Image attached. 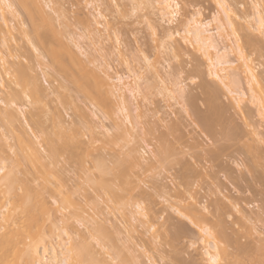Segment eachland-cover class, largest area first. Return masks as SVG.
I'll return each mask as SVG.
<instances>
[{
    "label": "rangeland",
    "instance_id": "1",
    "mask_svg": "<svg viewBox=\"0 0 264 264\" xmlns=\"http://www.w3.org/2000/svg\"><path fill=\"white\" fill-rule=\"evenodd\" d=\"M25 1L27 2V0ZM38 1L41 3L40 6H43L42 9L44 8L48 12V16H53L51 18L52 25L57 29L55 31L64 33L63 39L71 51L85 62L91 69L90 71L93 70L92 72L98 74L96 82H93L94 79L91 80L92 77L90 80L93 82L92 85L97 84L96 86L99 87H93L90 84L95 88V91L93 92L92 88L93 95L89 91L85 94L77 84L65 81L62 73L59 74L60 76L57 75L59 71L52 68L50 61H46L48 58L45 57L46 60L43 59L44 57L42 58L45 54L43 48L38 47L41 54L43 53L41 57L33 50L34 48L19 28L22 27L21 29L32 32L30 16L32 11L35 17L39 15L34 11H37L36 8L33 7L31 10L29 5L31 12L29 15V10L26 8L23 10L22 6L21 8L14 6L10 9L0 2V26L2 29L0 33V76L4 79V68L11 69V76H14L17 74L15 73L17 70L20 71L16 68L14 72V68L24 65L25 67L21 66L26 70L25 72L21 70L24 72L23 75L25 74L22 80L28 73L27 79L38 80L39 85L47 92L45 96H39V101L35 102L38 99L37 97L33 98L35 96L32 95L29 82L27 83L29 88L24 85L26 79L24 83L22 82L23 84H20L19 81L16 85L12 82L15 81L14 77L12 80L11 76H6L5 88L0 86L1 99L4 98L5 93L9 98V95L16 94V91H18L17 93L24 92L21 93L23 96L21 101L16 99L19 103L13 101L16 95L12 96L13 99L10 97L11 102L13 101L15 105L9 106L15 111L20 108L25 115L17 114L19 118L16 116L12 119H18V121L14 122L12 119H9L12 122H8V119L1 118L3 121L0 119V171L5 168L4 172L0 173V179L6 174L8 176L10 174L8 178L11 179L6 180L8 182L12 179L16 180H14L15 183L13 181L14 184L9 182L10 184L3 185V187L7 184H9L8 187L11 185L10 189L14 188L15 190L12 191L13 193L5 195L3 192L6 188L0 189V241L4 239L3 235L8 232V226L11 228L13 225L14 227L11 229L23 231L27 227L28 219L34 218L35 215L36 219L32 227L34 233L41 238L40 246H46L47 250L63 245H66V248H72V252L65 253L66 257H70L69 263L72 262L71 257L75 255L73 250L86 249L87 259H91L90 263L93 259L96 261L95 264H209V259L203 255L205 245L201 238L204 235L201 234L199 224L203 226H200L201 228H204L207 226L205 222L210 223V221L204 220L203 225L201 219L196 227L191 221H187L185 216H180L177 210L183 214L184 211L187 212L188 205H192L197 208L196 213L201 211L205 216L209 214L208 216L213 219H211L212 222H218V218H214L215 215H218L217 211L215 212L216 203L218 202L219 205L223 201L228 206V209L225 210L227 215L224 217L227 224L231 223L226 225L228 228H232L235 232L239 231L241 234L245 233L244 235L247 232L252 233L251 239L254 241L256 239L257 241L264 240V232H261V228L264 229V213L262 223L253 224L248 221L243 223L241 220L239 222L237 220L240 219V216L235 213V210L225 199L242 196L248 200H239L237 203L246 207L248 212L252 211L249 205L254 206L253 210L255 211L264 212V180H262L264 178H261V175L264 177V140L262 142L261 138L259 139L255 135L257 131V133H261V131L264 133V117L262 113L258 112V102L256 104L248 102L252 95L250 91L252 88L248 85L244 68H241L242 71L238 69L239 73L236 72L240 75L241 83L239 86H235V91L246 95L245 103L239 108L234 101L237 94L230 95L226 87H223L224 85L211 76L213 70L210 71V65L212 62L208 61V57L206 58L204 54L205 51L199 49L185 28V24L191 19L203 24H210L208 29L212 30L219 41L220 54L226 55L227 59H225L231 62L227 68L241 67L240 64L244 61L238 62L237 54L238 51H243L244 57H248V63L254 68L255 74L264 86V36L261 35V30H258L257 18L259 17L257 15L258 8H256V5L260 4L259 11L264 18V0H177L180 11L174 24H168V19L166 18V21L162 17L163 13L159 9L161 6L158 4L161 1L159 0ZM48 1L51 4L50 2L46 3ZM221 3L228 10L234 23L233 29L237 31V34H233L231 29L226 27L227 17L222 10ZM26 10L28 12H25ZM255 12L256 14H254ZM40 20L38 19L39 25L43 24V19L42 22ZM44 22L47 21L44 19ZM223 23H226L225 26ZM46 25L44 23L41 29L48 26ZM16 26L17 28H13ZM220 27L222 30L219 32L225 38H220L217 34V29ZM9 28L13 29L10 30L12 33L8 32ZM47 28L49 29V26ZM47 28L46 30L43 28V30L50 33L48 36L46 32V36L51 37L52 32ZM245 36H250L256 44L259 43L256 48L245 44ZM53 37L52 35L49 39ZM169 37L175 38L168 39ZM165 40L168 41L171 51H161L160 45ZM145 57L150 62L146 61ZM46 62L47 64H45ZM45 65H49L50 68H46ZM194 69L197 70L194 71ZM181 72L184 73V98L180 92L176 93L174 88L175 78ZM20 76L22 75L20 74ZM192 79H196L197 82L191 83ZM59 81L60 83L63 81V84H66L68 88H59ZM133 84L139 87V90L142 88V90H138L142 91L141 94H137V91L132 92L137 88H133ZM217 86L220 87L218 95L220 94L221 105L219 104V106L224 105L223 111L227 113L222 117L223 123L225 119H229L230 125L233 123V127L236 125L238 128L236 130L235 127L236 132H242L241 135L244 133V137L238 136L240 139L242 138L239 142L243 147L240 149H244L245 145L247 147L259 145L257 148H259L260 154H256L261 155L262 159L258 165L256 164L257 166H252L254 163L252 164L251 157V160L247 159V154L244 155L245 153L238 149L239 143V147L236 146L238 149L236 151L239 153L235 151L231 154L235 148H230L233 151L225 149L229 152L226 151V155L222 154L219 161L221 164L218 162L219 166L222 165L221 167L215 163L218 174L212 178L210 168L213 163L210 165L211 162H206L208 161L206 151L215 148L217 150V147L224 146L219 144L222 141L221 136L216 134L221 133L222 129L220 130V128L222 127H217V130L220 131L216 133V130L214 131V135L218 137L216 138V136L212 137V134L211 136L201 131L196 124L200 126L199 118L206 115L204 104H206V99L208 101L210 99L207 98L208 95L210 97L209 91L214 90V87L218 91ZM202 88L209 89L208 92L205 90L207 95H204ZM109 89L113 93H107ZM1 90H4L5 93L3 94L4 91L1 92ZM11 90L15 93L12 94ZM96 91H100V97L95 94ZM94 95L101 100H96ZM65 99H69V103ZM65 101L67 104L64 103ZM7 106L0 103L2 109L11 108ZM246 106L252 112V120L244 118L242 109L246 110ZM225 109H228L229 112H226ZM53 119L59 121V124L56 125L57 122ZM79 124L81 128L77 127ZM172 124H176V129L179 131L175 130L176 137H168L167 140L170 141L169 143L172 145V149H175L176 154L173 153L174 155L165 164L158 163L156 159L152 161L151 156L159 146V138L163 139L165 134H169ZM60 126L64 128V131L77 130L78 128L79 131L81 129L79 134L77 131L76 144H74L75 146L78 143L79 148L73 147L75 157L60 155L59 160H55L58 163L57 166L53 164L52 167L49 165V158H47V150L50 148L47 137L50 133L55 135L59 132L55 133L57 129H62ZM148 128L154 129L152 136L148 135ZM40 129L43 130L40 131ZM231 129L233 130V128ZM46 130L47 133L50 132L49 135L45 134ZM252 132H255L254 135ZM55 136L57 137V135ZM175 138L182 139L183 142L179 139L178 141L183 144ZM58 143L62 144L63 142L58 141ZM86 148L87 150H85ZM84 151L88 153L84 154ZM144 152H146L145 155ZM139 153L142 155L141 165H138L133 158L136 155L140 156ZM96 161H101V164ZM120 161L126 162L123 164V166L126 165L123 167L125 169L118 170ZM47 164L53 170H46L48 169V167L45 168ZM95 164L102 165L104 174L96 168L98 166L95 167ZM215 165L213 164L214 168ZM54 166L58 172L54 171ZM120 166L122 167V165ZM182 168H185L184 171L186 170L189 174L192 172L190 176L196 174L194 175L196 179L194 177L191 180L194 181V187L189 191L190 193L185 191L186 194H183V188H178L182 182L178 179L180 178L178 175L186 173L182 171ZM250 168L253 170L256 168V172L252 173ZM44 170H46L45 173L51 172L54 176L48 174L52 177L50 178L43 173L45 177H41L43 174L40 171L44 172ZM229 175L230 178L226 179V176ZM46 176L49 177H47L49 179L47 182L50 181V183H46L44 180ZM239 176L245 180L239 178L242 181H238L236 178ZM259 178H261L260 181ZM56 182L60 186H56ZM25 183L30 184L31 188L36 186L37 189L41 188L42 190L48 187L42 195H30L31 203L29 204L32 206L33 216H29L23 208L24 199H26L24 198ZM43 185L44 188H42ZM177 188L181 189L180 193ZM176 192L183 195L178 198L179 194ZM175 194L178 197H175ZM139 203H142V207L145 208L143 212L137 207H140ZM204 208L207 210L205 211ZM192 210L195 211L194 208ZM145 214L148 216L144 218ZM193 214L195 213L193 212ZM193 214L191 220H193ZM9 218L10 220H8ZM214 222L210 224H214ZM175 223L178 228H183L181 231L184 235L177 231L180 229L175 228L177 230H174L172 225H176ZM214 225H210V227L208 225V227L211 228ZM231 232L229 230V233ZM257 241L256 245H258ZM253 243L255 244V242ZM261 245L259 244L258 247ZM110 256L115 259V262L110 259ZM244 258H241L243 261L238 262L234 260L235 258H231L230 262L232 264H242L240 262L248 264L251 259L253 263L258 261L255 262L256 257ZM88 260L87 262H89ZM221 260H223L222 257L219 262H222ZM230 262L229 264H231ZM225 263L223 260L222 264ZM261 264H264V261Z\"/></svg>",
    "mask_w": 264,
    "mask_h": 264
},
{
    "label": "bare ground",
    "instance_id": "2",
    "mask_svg": "<svg viewBox=\"0 0 264 264\" xmlns=\"http://www.w3.org/2000/svg\"><path fill=\"white\" fill-rule=\"evenodd\" d=\"M13 2H10L9 0H1L0 2L3 4L4 3V5L7 7V8H10V9H12L14 6H20V8H21V6H22V8L24 7V9L23 10H25V8L26 9H28L29 10V5H30V9L31 10H33V7L34 8H36L37 9V11L36 10H34L36 13H38V14H36V15H38L37 17H35L34 16V12L32 11V14H31V16H30V18H31V20H32V25L31 26H33V30H32V32H29V30H24V29H21V28H19L22 32H23V35H24V37H26L27 39H28V42L31 44V46L34 48H32L33 50H35V52L36 53H39L40 54V57H41V55H43V53L41 54V52H40V50H39V48L38 47H40L41 49L43 48V50H44V52H45V54H44V56H42V58L44 59V60H46L45 59V57H47L48 58V60H46V61H50L51 62V66H52V68L54 69H57L56 70V73H57V75L58 76H60L59 74H61V75H64V80L66 81H70V82H73L74 84H77L78 86H79V89L82 91V92H84L85 94H86V92H91V95H93V92L95 91L94 89L95 88H93V87H95L97 84H94V85H92L91 83H93V82H96L97 80V78H98V74L96 75L94 72H92V71H90L91 69H89V67H87V65L85 64V62H83V60H81L80 59V57H78V56H76L72 51H71V49H70V47H69V45L66 43V41H64V37H63V32H61V31H55V30H57V29H55L54 28V26L52 25V18L51 17H53V16H51L50 17V15L48 16V12L47 11H45L44 10V8L42 9V5L40 6V2L38 1V0H27V2L25 1V0H12ZM159 1H161V2H158V4L161 6V7H159V9H160V11L163 13V16L162 17H164V19H168V21H167V19H166V21H167V23L168 24H174V21L176 20V18H177V16H178V14H179V9H178V11H177V9H176V5H179V2L177 1V0H159ZM31 2H32V4H31ZM49 2L50 1H48V2H46V3H48L49 4ZM220 2V1H219ZM218 2V3H219ZM222 2V1H221ZM0 3V4H1ZM16 4V5H14V4ZM226 3V2H225ZM50 4H51V2H50ZM222 4V3H221ZM33 5V6H32ZM219 5H220V3H219ZM223 5V4H222ZM46 6H47V4H46ZM50 6V5H49ZM225 6V5H224ZM48 7V6H47ZM260 4H257L256 5V8H258V10H257V15H258V17L259 18H257V20H258V30H261V26L262 25H264V18L262 17V13H261V11H259L260 10ZM50 9V8H49ZM53 9V8H52ZM222 10H224V12L226 13V27H229L230 29H231V31H232V33L233 34H237V31H235V29H233V26H234V23L232 22V20H231V17H230V15H229V13H228V10H226V7H222ZM53 11H54V9H53ZM25 12H28L27 10L25 11ZM46 12V13H45ZM173 12H176V15H175V18H173V15H172V13ZM30 10H29V15H30ZM56 13H58V12H56ZM47 14V15H46ZM50 14V13H49ZM254 14H256V12L254 13ZM28 15V16H29ZM67 15V14H66ZM65 15V16H66ZM51 18V20H50V18ZM38 19H41L40 21L42 22V19H43V24H41V25H39V22H38ZM44 19H45V21H47L48 22V24H47V22H44ZM54 19V18H53ZM57 19V18H56ZM6 21V20H5ZM30 21V20H29ZM225 21V20H224ZM38 22V23H37ZM44 23H45V25L47 24L48 26H49V29L47 28V27H43V28H45V30H46V28H47V30L48 31H50V32H52V35L54 36L52 39H49V38H51L52 37V35H51V37H48L49 35H50V33H48L47 31H45V30H43V28L41 29V26H44ZM225 24L223 23V25L225 26ZM256 24V25H257ZM25 26V25H24ZM185 28H186V32H187V34L188 35H190V36H192L193 37V39H194V42H196V44H197V46H199V49L201 50V51H205V57L207 58L208 57V61L211 63V65H210V68H211V70L210 71H212L211 73V76L212 77H214L216 80H218L222 85H224L223 87H226V89H227V91L229 92V94L230 95H235V94H237V98H234V101H236V106H238L239 108H240V106L243 104V103H245V97H246V95L244 94V93H237V91H235V89H236V87L235 86H239V83H241V78L239 79V76L240 75H238V73H239V70L238 69H240V71H242L241 70V68H244V75H245V77H246V79L248 80V85L252 88V90H250L251 92H252V95L249 97L250 98V100L248 101V102H250V103H253V104H256V102H258V107L260 108V110H259V108H258V112L259 113H264V86H263V84H262V82L259 80V78H258V76L255 74V70H254V68L248 63V57H244L243 59L241 58V53H243V55H244V52L243 51H238V54H237V56H238V62H241V61H244L242 64H240V68L239 67H236V68H232V67H228L227 68V66H230L231 65V62H228L226 59V57L224 56V55H221L220 53H221V51L219 50V41H218V39L216 38V36L212 33V30H209L208 29V27H210V24H203L202 22H200V21H196V20H189V22H187V24H185ZM224 26H221V27H224ZM218 28L217 29V34H218V36L220 37V38H225V36L222 34V33H220L219 31L220 30H222V28ZM13 28H17V26L16 27H13ZM257 28V27H256ZM10 30H13V29H11V28H9V30H8V32H11ZM14 30H17V29H14ZM44 31V33H42V31ZM31 31V30H30ZM2 32V29H1V26H0V33ZM48 34H47V33ZM60 32V33H59ZM12 33V32H11ZM54 33V34H53ZM46 34L48 35V36H46ZM56 40V42H54L55 40ZM254 40V39H253ZM252 40V37H246L245 36V40H244V42H245V44L246 45H248V46H250V47H253L254 46V48H256V46H257V44H259V43H255V40L253 41ZM52 41V42H51ZM57 45V47H55L56 45ZM51 44H53L52 46H54L53 48L51 47ZM51 47V48H50ZM213 51V52H212ZM226 58V59H225ZM49 62V63H50ZM215 62V63H214ZM45 64H47V62L45 63ZM50 65V64H49ZM49 65H45L46 66V68H50V67H48ZM86 65V66H85ZM21 66H23V67H25L24 65H20V66H18V67H13L14 68V72H15V69L16 68H18V69H20V71L19 70H17V72H15V73H17L16 75H14V76H11V69H9V68H4V70H3V73L5 74V76H4V79L2 78V76H0V86L2 85V87H4L5 88V84H4V82H5V77L7 76H11L12 78L14 77L15 78V81H12V80H14V78L11 80L14 84H16V85H18V82L20 81V84L23 82L24 83V80H25V82L26 83H24V85L26 86V87H28L27 85V83L29 82V84H30V86H31V88H32V95H34L35 97H33L34 99L37 97V99L38 98H40L41 96H45L46 94H47V92H46V89L45 88H43L41 85H39V83L36 81V79H32V78H30L31 79V81L29 80V78L27 79V77L29 76V74L28 73H26V76H25V79L24 80H22L23 79V77H24V75H23V73L26 71L24 68H22ZM213 68H212V67ZM20 67V68H19ZM88 69H87V68ZM24 69V70H23ZM24 71V72H22V71ZM27 70H28V68H27ZM197 70V69H196ZM195 69H194V71H196ZM238 70V71H237ZM19 71V72H18ZM236 72H238V73H236ZM196 73V72H195ZM20 74L22 75V76H20ZM55 74V73H54ZM197 74V73H196ZM57 76V77H58ZM20 77H22L21 78V80H20ZM31 77V76H30ZM62 77V76H61ZM90 77H92L91 78V80H93V82H91V80H90ZM63 78V77H62ZM96 80V81H95ZM101 80V79H100ZM99 82V81H98ZM135 82V81H134ZM22 83V84H23ZM59 83H60V81H59ZM58 83V85H59V88H61V89H66V88H68L67 86H66V84H63V81H62V83H60L59 84ZM19 84V85H20ZM93 86H91V85ZM135 84H136V82H135ZM138 84V83H137ZM136 84V85H137ZM238 84V85H237ZM134 85V84H133ZM102 86V85H101ZM137 86H139L140 87V85L138 84ZM137 86H133V88H136ZM233 86V87H232ZM91 87V88H90ZM96 87H99V86H96ZM139 87H137L136 88V90L135 89H133L132 88V86H131V88L133 89L132 90V92L133 93H135V91H137L136 93L138 94V93H140L141 94V92H139L140 90H142V88H140V90L138 89ZM218 87V86H217ZM235 87V88H234ZM29 88V87H28ZM92 88H93V92H92ZM102 88V87H101ZM111 88H112V86H111ZM219 88L220 87H218V91L217 90H215V87H214V90L212 89V90H210L209 91V89H205L206 91L208 90L209 91V93H210V97H209V95H208V97L207 98H210L209 99V101H208V99H206V104H204L205 105V107H206V110H205V118L204 117H201V119L199 118V123H200V126H199V124H196L200 129H201V131H203L204 133H208L209 135H211L212 137H214V136H216V135H214V131H215V133L217 132V131H220L221 129H222V131H220L221 133H216L217 135L219 134L220 136H221V143H219L220 145L222 144V145H224L223 147L222 146H220V147H217V150H216V148L214 149V150H208V151H206V156L208 157V161H206L207 163H210V165L213 163L214 165H215V163L217 164L219 161H220V158H221V156H222V154H225L226 153V151H228L230 148H235L234 149V151H233V149H230V150H232L230 153L231 154H233V153H235V151L236 150H238V149H240L241 147H243L242 146V144L240 143L241 141L240 140H242V138L240 139V137L242 136V137H244V133H243V135H241V133L242 132H240V131H235V127H236V125H235V127H233L234 126V124L231 126L230 125V122L227 120V119H225V122L223 123V116H224V114H227V113H225L224 111H223V109L225 108L224 107V105H222V107L221 106H219V104L221 103V102H219L220 100V94L218 95V92H219ZM97 90H99L98 88H96ZM31 90V89H30ZM110 90V91H109ZM109 90H107V93H113V91L111 90V89H109ZM139 90V91H138ZM201 90H203V93H204V95L206 94L207 95V92H205V90H204V88H202ZM4 90H1V92H3ZM48 91V90H47ZM10 92H12V94H14L15 93V91H13V90H11ZM18 91H16V94H14V95H12L13 97L16 95H18V94H20V95H18L17 97L15 96L14 98V100L13 101H15V103H19V102H17L16 101V99L18 98V99H20V101H21V98L23 97V96H21V93L23 94L24 92H20V93H17ZM97 92V91H96ZM100 92V91H99ZM99 92H97V93H95V94H98L99 96L98 97H100V94H99ZM5 93V91L3 92V94ZM208 93V94H209ZM220 93V92H219ZM10 94V93H9ZM90 94V93H89ZM88 94V95H89ZM180 94H181V96L184 98L185 97V95H184V90H183V92H180ZM10 97H12L11 95H9ZM40 96V97H39ZM67 96V95H66ZM95 97H96V100H101L100 98H98L97 99V96L96 95H94ZM10 97L8 98V95L6 96V93H5V96H4V98L2 97V99L0 98V103L1 104H5V105H15V103L12 101L11 102V100L13 99V97H12V99L10 100ZM29 97V96H28ZM27 97V98H28ZM181 97V98H182ZM64 98H66V97H64ZM67 98H69V97H67ZM66 98V99H67ZM206 98V97H205ZM9 99V100H8ZM65 99V100H66ZM10 101V102H9ZM19 101V100H18ZM37 101H39V99L38 100H35V102H37ZM64 101V100H63ZM68 103H69V99L68 100H66ZM64 102V103H66L67 104V102ZM207 101H208V103H207ZM219 102V103H218ZM10 103V104H9ZM100 103V102H99ZM246 104H249V103H246ZM196 105V104H195ZM221 105V104H220ZM7 106V107H8ZM24 106V105H23ZM248 106V105H247ZM246 106V110L244 109H242V113H243V115H244V118L246 119V120H252L253 118H252V116H251V113L252 112H250L251 110L249 109V107H247ZM9 107H11V106H9ZM198 107V106H197ZM221 107V108H220ZM224 107V108H223ZM227 107V106H226ZM228 108V107H227ZM228 109H230V108H228ZM228 109L226 110V112L228 111ZM21 109L19 108V110H17V111H15L12 107L11 108H0V119L1 118H3V119H8V122H14L15 120L16 121H18V119H15V120H13L14 118H16V116H18V118H19V115L21 114V115H23V116H25L24 115V112L21 110ZM198 112V111H197ZM200 112V111H199ZM207 112V113H206ZM229 112V111H228ZM20 113V114H19ZM17 114H19V115H17ZM207 116V117H206ZM227 116V115H226ZM58 117V116H57ZM141 117V116H140ZM263 117H264V115H263ZM13 118V119H12ZM252 118V119H251ZM9 119H12V121H10ZM59 119V118H58ZM129 119V118H128ZM1 121H3L2 119H1ZM53 121H56L57 122V120L55 119H53ZM56 122H54V123H56ZM28 124V123H27ZM38 124H42V123H38ZM57 124H59V121L56 123V125ZM44 125V124H43ZM173 125V124H172ZM175 126V127H174ZM179 126V125H178ZM178 126H177V128H178ZM231 126V127H230ZM41 127H43V126H41ZM58 127H59V125H58ZM57 127V128H58ZM62 129H63V131H62V129L60 130H56L55 131V133L57 132V131H59V132H57L55 135H57V137L54 135V133L52 134V133H50V132H48L47 133V130L45 131V134H48L49 135V133H50V135L47 137V139H48V141H47V139H46V141L48 142V145H49V150H47L48 151V153H47V158H49V160H50V166H52L53 164L54 165H56V164H58V163H56L55 162V160L56 159H58V158H60V155L62 156L63 154H65V155H68V156H74L75 154H74V151H73V147H75V148H79V145H78V143H77V145H75L74 146V144H76V136L79 134V132H81V129L78 131V129L76 130H74V129H72V130H74V131H72V130H66V131H64V128L62 127V126H60ZM76 127V126H75ZM77 127H80L81 128V126H80V124H79V126L77 125ZM180 127V126H179ZM217 127H222V128H220V130H217ZM44 128V127H43ZM231 128H233V130L231 129ZM237 128V127H236ZM47 129V128H46ZM68 129V128H67ZM149 129V130H148ZM147 129V131H148V135L150 136H152V134H153V131H154V129L153 128H148ZM168 129V128H167ZM43 130V129H42ZM41 129H40V131H42ZM169 130H170V132H169V134L167 133V134H165L166 136H164L163 137V139L161 138H159V140L158 141H160V143H159V146H158V148H157V150H156V152H153V154H152V156H151V160L153 161V159H156L157 160V162L158 163H160V164H165L167 161H168V159L171 157V156H173L174 154L173 153H175L176 154V152H175V149H172V145L169 143L170 141H168L167 139H169L168 137H174L175 135V133H176V131L178 132L179 130L178 129H176V124L175 125H173L171 128H169ZM173 130V131H172ZM176 130V131H175ZM223 130H224V132H223ZM236 130H238V128L236 129ZM77 131H78V134H77ZM172 131V132H171ZM229 131V132H228ZM174 132V133H173ZM255 132H256V130H255ZM255 132H252V134L253 133H255ZM258 132V131H257ZM255 133V135L260 139L261 138V140H262V142H263V140H264V133L261 131V133L259 132V133ZM24 133V132H23ZM44 133V132H43ZM238 133H240V134H238ZM22 134V133H21ZM25 134V133H24ZM171 134V136H168V135H170ZM54 135V136H53ZM147 135V134H146ZM254 135V134H253ZM50 136H52V137H55V138H52V137H50ZM238 136H240V137H238ZM162 137V136H161ZM167 137V138H166ZM176 137V136H175ZM56 138H58L56 141L54 140V139H56ZM216 138H218L217 136H216ZM216 138H213V139H216ZM220 138V137H219ZM239 138V139H238ZM176 139V138H175ZM178 139L180 140V141H182V139H180V138H177L176 140L178 141ZM21 141V140H20ZM58 141H62L63 143L62 144H60V143H58ZM180 141H178L179 143H181ZM240 141V142H239ZM70 142H72V143H70ZM183 142V141H182ZM219 142H220V139H219ZM224 142H226L227 144L225 145V143ZM259 142H261V141H259ZM239 143H240V147H239ZM181 144H183V143H181ZM219 144H217V145H219ZM229 146V147H228ZM236 146H238L239 148L237 149L236 148ZM246 146V145H245ZM244 146V149H240L241 150V152L243 151V153H245L244 155H246V157H247V159H249V160H251L252 159V164L254 163V165H252V166H255L256 164L258 165L259 164V162H260V160L262 159V158H260V156L259 155H257L258 153L260 154V152H259V148H257L259 145H257L256 147L255 146H250V147H245ZM175 147V146H174ZM216 147V146H215ZM226 147H228V148H226ZM246 148H248V149H246ZM225 149H228V150H226L225 151ZM85 150H87V148L85 149ZM229 150V151H230ZM244 150H246V152H244ZM174 151V152H173ZM225 151V152H224ZM228 151V152H229ZM224 152V153H223ZM236 152H238V151H236ZM88 152L86 151V153H85V151H84V154H87ZM145 153L146 152H144L143 154L145 155ZM230 153H227L228 155L230 154ZM239 153V152H238ZM257 153V154H256ZM140 154V153H139ZM59 157H58V156ZM226 155V154H225ZM249 155V156H248ZM259 156V157H258ZM57 157V158H56ZM75 157V156H74ZM141 157H142V155L140 154V156H138V155H136V156H134L133 158H134V160L138 163V165H141ZM249 157V158H248ZM250 157H251V159H250ZM46 157H45V161H46V159H47ZM52 158V159H51ZM54 161L53 163H51L52 161ZM59 160V159H58ZM57 160V161H58ZM207 160V159H206ZM258 160V161H257ZM48 161V160H47ZM98 161V160H97ZM96 161V162H97ZM222 161V160H221ZM118 162V161H117ZM121 163H119L120 165H122V167L117 163V168H118V170H122V169H125V168H123V167H125V166H123V164H126V162H124V161H120ZM97 163H100L101 164V161L100 162H97ZM130 163V162H129ZM220 164H221V162H219ZM219 163H218V166H219ZM47 164V166L45 165V168H47L48 167V169H46V170H49V169H51L50 168V166ZM213 164L211 165L212 166V168H210V174H211V177L212 178H214L215 177V175H217L218 174V171H217V165H215V168H214V166H213ZM256 165V166H257ZM57 166V165H56ZM56 166H54L55 168H54V171L56 170ZM96 166H98V167H96ZM128 166V165H127ZM222 165H220L219 167H221ZM43 167V169H45L44 168V166H42ZM53 167V166H52ZM95 167L102 173V174H104V170H103V168H102V165H97V164H95ZM185 167V166H184ZM128 168V167H127ZM187 168V167H186ZM253 168V167H252ZM5 169V168H4ZM4 169H1V171H0V173H2V172H4ZM42 169V170H43ZM183 169V168H182ZM185 169V168H184ZM184 169L182 170V171H184ZM213 169L215 170L216 169V171H213ZM220 169H222V168H220ZM220 169H218L219 171H222V170H220ZM46 170H44V172L43 171H40L41 172V174H43V173H45L46 172ZM51 170H53V168L51 169ZM188 170H190V169H188ZM50 171V170H49ZM49 171H47V172H49ZM57 171V170H56ZM181 171V172H182ZM250 171L252 172V173H255L256 172V168H254V170L253 169H251L250 168ZM254 171V172H253ZM39 172V173H40ZM53 172V171H52ZM58 172V171H57ZM122 172V171H121ZM184 172H186V170L184 171ZM190 172V171H189ZM215 172H217V173H215ZM56 173V172H55ZM191 173L192 172H190V174L189 173H184V174H179L178 176H180V178H178V179H180V181H182V182H180L179 184V186H178V188H183L182 189V192H183V190H184V193L183 194H186L185 193V191L186 192H188V193H190L189 191L190 190H192V188L194 187V184H193V182L191 181L192 179H194V175H196L194 172V174H192L193 176H190L191 175ZM48 174H51V172H49ZM47 173H45V175H48ZM45 175L43 174L41 177H45ZM56 175H58V174H56ZM55 175V176H56ZM263 175H264V173H263ZM9 176H10V174H9ZM8 174H6L4 177H1L2 179H0V189L1 188H6V189H4V191L5 192H3L5 195H7V194H10L13 190H14V188H13V190L12 189H10L12 186L10 185L9 187H8V185L10 184V183H13V181L15 180V179H12L11 181H7V180H10L8 177ZM48 176H50V175H48ZM48 176H46V178H44V180H46V183H50V181H48L47 182V179L49 178ZM51 176L53 177L54 175L53 174H51ZM50 176V178H52ZM48 177V178H47ZM198 177V176H197ZM5 180H4V179ZM56 178H57V176H56ZM59 178V177H58ZM177 178V177H176ZM230 178V175L227 177L226 176V179H229ZM242 179L243 181L245 180V179H243V177L241 176H239L238 178H236L238 181H242V180H240V179ZM261 178H264L262 175H261ZM261 178H259V181H260V179ZM7 179V180H6ZM195 179H196V177H195ZM232 179H234L233 177H232ZM236 179H235V181H236ZM49 180V179H48ZM54 180L56 181V179H55V177H54ZM60 180V178L58 179V181ZM262 180H264V179H262ZM262 180H261V182H262ZM7 181V182H6ZM16 181V180H15ZM15 181H14V183H15ZM25 181V180H24ZM55 181H54V184H55ZM2 182H5V183H3L2 184ZM22 182H23V180H22ZM53 182V181H52ZM261 182H259V183H261ZM264 182V181H263ZM6 183H9V184H7L6 186H4L3 187V185H5ZM13 183V184H14ZM60 183V182H59ZM242 183V182H241ZM240 183V184H241ZM26 184V183H25ZM53 184V183H52ZM61 184V183H60ZM56 186H60L59 184L57 185V182H56ZM45 186L43 185L42 186V188H44ZM61 187H62V185H61ZM60 187V188H61ZM35 188H36V186H35ZM35 188H31V185L30 184H26V186H25V188H24V198H26V199H24V204H23V208H24V210L27 212V214L30 216V215H32L33 216V214H32V206L29 204V203H31V201L29 200V198L31 197L30 195H32V194H35V196H36V194H41L42 195V193H43V191L46 189L47 190V188L48 187H46V188H44L42 191L40 190V189H35ZM177 188V189H178ZM18 189H19V187H18ZM20 189H21V186H20ZM57 189H58V187H57ZM2 190V189H1ZM22 190V189H21ZM20 190V191H21ZM40 190V191H39ZM181 190V189H180ZM179 189H178V192L180 191ZM15 191V190H14ZM19 191V190H18ZM17 191V192H18ZM59 191H60V189H59ZM22 192V191H21ZM40 192V193H39ZM45 192V191H44ZM178 192H176V194L178 193ZM181 192V191H180ZM179 192V193H180ZM13 193V192H12ZM178 193V194H179ZM17 194V193H16ZM22 194H23V192H22ZM175 194V197H178L177 195ZM182 193L181 194H179V197L178 198H180L181 197V195H183ZM4 195V196H5ZM21 195V194H20ZM37 195V196H38ZM23 199V198H22ZM226 199V201L228 202V203H230V207L233 209V210H235V213L238 215V216H240V219H238L237 221H239L240 222V220L241 221H243V223H247V221H248V223H251V222H253V224H258V223H262L263 222V213L264 212H262V211H255V210H253V207L254 206H252V205H249V208H251L252 209V211H250V212H248V210H247V208L246 207H244L243 205H239L237 202L239 201V200H241V201H246V200H248L247 198H245V197H242V196H236V197H233V198H231V199H229V198H225ZM220 202H222V201H220ZM218 203V202H217ZM216 203V208H215V212L218 214L217 216L215 215L214 216V218L216 217V219L218 220V222L217 221H215V222H217L216 224H215V222H214V224H210V223H213L212 222V217H209L208 215L207 216H205V215H203L202 213H201V211H199L198 213H196V210H197V208L194 206H189L188 205V208L189 207H191V208H187V212H185L184 211V213L183 214H186V215H183L179 210H177L178 211V213L180 214V216L182 215V217L183 216H185L184 217V219H186L187 221L189 220V221H191L192 223H193V225H195L196 226V224L198 223H200V220L202 219L203 220V225H204V222L205 221H210V223L208 224L207 222H205V225H207L206 227L204 226V228H201L200 226H202V225H200L199 224V228H200V230H201V234H203L204 236H202V242H203V244L205 245L204 246V257L206 256L208 259H209V264H219V263H221L222 264V262H223V260H224V263L226 262L227 264H229V262H230V260H231V258H235L234 260L235 261H243V260H241V258L243 259L244 257L246 258H248V259H251L250 257H256L257 259H255V262H256V260H258L256 263H260L261 264V262L262 261H264V259L262 260V261H260L262 258H264V244H262L261 245V243H264V240L263 239H261V240H258L257 241V239H256V241L258 242V245H256L257 243H256V241H254V239L252 240L251 238H252V233H250L249 234V232H247L248 233V235H247V233H246V235H244L245 233H240L239 231L238 232H235V230H233L232 228H228L226 225H230L231 223L229 222V224H227L228 222L225 220V218L224 217H226L225 215H227V213H225L226 211L225 210H227L228 209V206H227V204H226V202L224 203V201L221 203V204H217ZM33 204V203H32ZM215 204V203H214ZM139 205H140V207L139 206H137L138 208H139V210L141 211L142 210V212L145 210V208H143L142 207V203L140 204L139 203ZM34 206V205H33ZM213 206V205H212ZM186 207H187V205H186ZM215 207V206H214ZM227 207V208H226ZM20 208V207H19ZM185 208V207H184ZM194 208V210L195 211H193L192 209ZM226 208V209H225ZM183 210V209H182ZM185 210H186V208H185ZM204 210L206 211L207 209L206 208H204ZM188 211H190V212H188ZM195 213V214H193V212ZM192 212V213H191ZM224 212V213H223ZM189 213L191 214V216L189 217ZM224 214V216H223V214ZM192 214L194 215L193 216V220H191V218H192ZM204 214H206V213H204ZM143 215V214H142ZM188 215V216H187ZM146 216H148V214H145L144 215V218L146 217ZM222 217H223V219H222ZM229 217H231V216H229ZM30 218H31V220H30ZM28 220H29V222H28V224H27V227H25V229H23V231H19V230H15L14 228L13 229H11L12 227H14L13 225H12V227L11 228H9V226H8V232H6L4 235H3V237H4V239L3 240H1L2 241V243H1V241H0V263L1 264H93V262H94V264H95V262L96 261H93V259H92V262L90 263V260H88L87 259V256H86V254L87 253H85L86 252V249H78L79 251H77V250H73V251H75V255L73 256V257H71V259H72V262L71 263H69V261L68 260H70V257H66L65 256V253L66 252H72V248H66V245H63V246H58V247H53L51 250H47L46 249V246H43V247H41L40 246V241H41V238L39 237V235H36L35 233H34V231H33V227H32V224H33V222L35 221V219H36V217H35V215H34V218L33 217H30ZM195 219H197V220H195ZM212 219V220H211ZM6 220H7V218H6ZM8 220H10V218L8 219ZM199 220V222H197ZM205 220V221H204ZM215 220V219H214ZM195 221V222H194ZM226 221V222H225ZM233 222V221H232ZM177 223V222H176ZM175 223V224H176ZM179 223H181V222H179ZM195 223V224H194ZM207 223V224H206ZM242 223V222H241ZM178 224V223H177ZM172 225V226H174L173 228H174V230H175V228H177V229H180V228H178V225ZM198 224H197V226H198ZM201 224H202V222H201ZM233 224V223H232ZM208 225H209V227H210V225H214V227H211V228H209L208 227ZM172 226H171V228H172ZM177 226V227H176ZM180 226H181V224H180ZM179 226V227H180ZM196 226V227H197ZM170 227V226H169ZM203 227V226H202ZM230 227V226H229ZM213 228V229H212ZM10 229V230H9ZM16 229H17V227H16ZM176 229V230H177ZM183 229V228H182ZM182 229H180V230H177L180 234H183L184 235V233H182L183 231H181ZM175 230V231H176ZM229 230H230V232L231 233H229ZM171 231H172V229H171ZM178 232H176V233H178ZM261 232H264V229H262L261 228ZM171 233V232H170ZM172 233H174V232H172ZM240 233V234H239ZM179 234V235H180ZM172 236V235H171ZM178 236V235H177ZM2 237V238H3ZM181 237V236H180ZM184 237V236H183ZM178 238V237H177ZM29 240V241H28ZM174 240V239H173ZM175 240H176V238H175ZM244 240V241H243ZM246 240V241H245ZM260 241H263V242H260ZM253 242H255V244L253 243ZM259 244L262 246H260V247H258L259 246ZM41 248L43 249V251L41 252ZM262 250V251H261ZM213 251V252H212ZM84 254H85V256H84ZM10 257V258H9ZM93 257V256H92ZM222 257V259L223 260H221L222 262H219L220 261V258ZM224 257V258H223ZM231 257V258H230ZM262 257V258H261ZM226 258H227V261H226ZM230 258V259H229ZM244 258V259H245ZM258 258H261V259H258ZM110 259L113 261V262H115L114 260V258H112L111 256H110ZM232 259V260H233ZM237 259H240V260H237ZM87 260L89 261V262H87ZM95 260V259H94ZM233 260V262H235ZM246 261H248V260H246ZM254 261V260H253ZM206 262H207V260H206ZM251 262H252V259H251V261L248 263V264H251ZM110 263V262H109ZM225 263V264H226ZM231 263V262H230ZM240 263H242L243 264V262H240ZM244 263H245V261H244ZM256 263H253L252 262V264H256ZM111 264H113V263H111ZM232 264V263H231ZM234 264V263H233ZM235 264H237V263H235ZM246 264V263H245Z\"/></svg>",
    "mask_w": 264,
    "mask_h": 264
},
{
    "label": "snow or ice",
    "instance_id": "3",
    "mask_svg": "<svg viewBox=\"0 0 264 264\" xmlns=\"http://www.w3.org/2000/svg\"><path fill=\"white\" fill-rule=\"evenodd\" d=\"M89 7H91V5H89ZM221 7H224V5H221ZM176 9L178 11L179 9V5H176ZM173 15V18H175V15H176V12H173L172 13ZM178 35V34H177ZM261 35L264 36V25L261 26ZM175 37H169L168 39H174ZM160 49L162 52H168V51H171V48L169 47L168 45V41L165 40L161 43L160 45ZM241 58L243 59L244 58V55L243 53H241ZM145 60L150 62V60H148L147 57H145ZM197 81L196 79H192L191 80V83L195 84ZM184 87H185V84H184V73L181 72L179 73L176 78H175V84H174V88L176 89V93L178 92H183L184 90ZM175 93V94H176ZM262 115H264V113H262ZM142 211V210H141Z\"/></svg>",
    "mask_w": 264,
    "mask_h": 264
}]
</instances>
